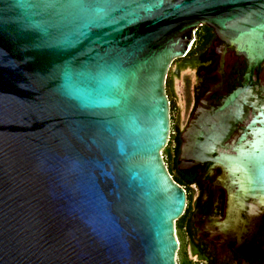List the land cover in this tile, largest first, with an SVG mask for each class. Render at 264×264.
Here are the masks:
<instances>
[{
  "label": "water",
  "instance_id": "water-1",
  "mask_svg": "<svg viewBox=\"0 0 264 264\" xmlns=\"http://www.w3.org/2000/svg\"><path fill=\"white\" fill-rule=\"evenodd\" d=\"M200 26L246 70L180 162L264 212V0H0V264H175L164 82Z\"/></svg>",
  "mask_w": 264,
  "mask_h": 264
},
{
  "label": "flooded vegetation",
  "instance_id": "flooded-vegetation-1",
  "mask_svg": "<svg viewBox=\"0 0 264 264\" xmlns=\"http://www.w3.org/2000/svg\"><path fill=\"white\" fill-rule=\"evenodd\" d=\"M188 69L194 75L190 88L186 75H181ZM245 70L243 57L228 49L207 26L199 27L186 55L168 68L164 91L169 105V135L162 152L166 170L185 195L183 211L173 226L179 264H264V212L230 205L226 188L216 184L222 175L219 167L180 162L184 134L199 103L218 104L240 85ZM258 79L262 88L258 94L264 100V64ZM176 80H180L181 90ZM243 128L237 125L225 145L230 146Z\"/></svg>",
  "mask_w": 264,
  "mask_h": 264
},
{
  "label": "rangeland",
  "instance_id": "rangeland-1",
  "mask_svg": "<svg viewBox=\"0 0 264 264\" xmlns=\"http://www.w3.org/2000/svg\"><path fill=\"white\" fill-rule=\"evenodd\" d=\"M184 74L186 75L185 76L186 86L190 88L191 86H193V83H194L193 72L190 70H185L184 72L181 73V75L183 76ZM175 82H176L175 85H176L177 89L181 90V88H179L180 86H182L180 84V80L179 81L176 80ZM179 95H180V91H179ZM177 104L181 107V105H182L181 98L178 99ZM162 156H163V152H162ZM163 159H164V156H163ZM175 264H179L178 253L175 257Z\"/></svg>",
  "mask_w": 264,
  "mask_h": 264
},
{
  "label": "trees",
  "instance_id": "trees-1",
  "mask_svg": "<svg viewBox=\"0 0 264 264\" xmlns=\"http://www.w3.org/2000/svg\"><path fill=\"white\" fill-rule=\"evenodd\" d=\"M165 162V161H164ZM166 163V162H165ZM168 171H169V169H168ZM169 174L172 176V174H171V172L169 171ZM172 178H173V176H172ZM174 179V178H173ZM174 181H175V179H174ZM176 182V181H175ZM178 183V182H177ZM179 184V183H178ZM180 185V184H179Z\"/></svg>",
  "mask_w": 264,
  "mask_h": 264
},
{
  "label": "built area",
  "instance_id": "built-area-1",
  "mask_svg": "<svg viewBox=\"0 0 264 264\" xmlns=\"http://www.w3.org/2000/svg\"><path fill=\"white\" fill-rule=\"evenodd\" d=\"M191 45H192V42H191V44H190V46H189V48H188L187 52L189 51V49H190Z\"/></svg>",
  "mask_w": 264,
  "mask_h": 264
}]
</instances>
